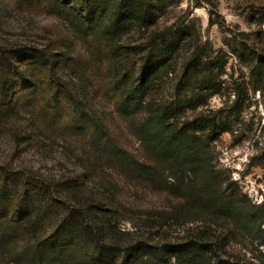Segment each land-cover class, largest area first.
Returning <instances> with one entry per match:
<instances>
[{"label":"rangeland","instance_id":"obj_1","mask_svg":"<svg viewBox=\"0 0 264 264\" xmlns=\"http://www.w3.org/2000/svg\"><path fill=\"white\" fill-rule=\"evenodd\" d=\"M199 1L203 4L195 7ZM212 6L221 23L210 24ZM263 6L264 0H181L162 16L165 25L179 19L193 24L214 55L225 52L228 57L226 73L219 77L227 87L224 94L208 96L204 106L185 109L174 121L175 129L189 135L169 147L171 164L162 166L170 175L166 183L140 178L108 158L106 151H96L103 140L92 135L89 123L79 126L67 103L55 112L43 110L41 94L24 97L21 113L0 124V167L20 168L49 179L72 178L87 169L93 178L87 182L91 191L100 193L107 182L112 183L119 226L137 230L135 238L179 243L200 237L218 242V248L212 243L217 248L212 256L237 264H264V223L258 227L252 219L256 207L264 203V97L253 86V63L235 58V41H242V34L264 53ZM145 39L142 33L129 37L132 45ZM103 44L100 37H83L38 0H0V48L52 46L70 53L71 67L67 66L64 76L83 85L117 143L141 161L165 160L167 154L156 145L163 144L167 135L151 121L147 124L146 113L121 111ZM164 94L173 100L177 96L169 86ZM29 110L41 134L19 140L27 136ZM196 120L201 122L198 139L188 126ZM216 190L231 202L230 212L224 211L221 202L212 203L210 194Z\"/></svg>","mask_w":264,"mask_h":264},{"label":"trees","instance_id":"obj_2","mask_svg":"<svg viewBox=\"0 0 264 264\" xmlns=\"http://www.w3.org/2000/svg\"><path fill=\"white\" fill-rule=\"evenodd\" d=\"M180 1L38 0L83 37L102 39L121 111L126 115L146 113L147 124L151 121L167 135L163 144L156 145L167 154L165 160L141 161L117 143L97 116L83 85L64 76L72 55L52 46L0 48V124L21 113L24 97L41 94L45 111L55 112L67 103L75 122L79 126L89 123L92 135L103 140L96 151H106L108 158L140 178L166 183L170 175L162 166L171 164L169 147L189 135L174 128L177 115L204 106L208 96L223 95L227 88L219 80L226 73L225 52L214 55L210 44L202 42L194 25L184 19L162 24V16ZM202 4L199 1L194 6ZM209 15L210 24L222 22L214 6ZM140 33L145 43L132 45L129 37ZM242 36V41H235V58L253 63V86L264 97V53L249 44L247 35ZM168 86L176 92L174 100L165 98ZM32 113L27 111L31 117L24 133L27 136H17L19 140L41 134ZM199 121L188 125L195 139ZM138 130L144 132L142 127ZM92 179L87 169L72 178L49 179L20 168L0 167V264H237L212 256V245L218 248V242L200 237L179 243L135 238L137 230L119 226L120 210L112 183L95 193L87 186ZM210 196L212 203L221 202L224 211L230 212L231 202L222 199L218 190ZM252 219L258 227L264 223V203L256 207Z\"/></svg>","mask_w":264,"mask_h":264}]
</instances>
